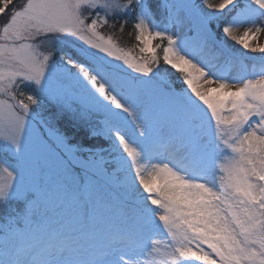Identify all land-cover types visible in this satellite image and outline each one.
<instances>
[{
  "label": "snow or ice",
  "instance_id": "obj_1",
  "mask_svg": "<svg viewBox=\"0 0 264 264\" xmlns=\"http://www.w3.org/2000/svg\"><path fill=\"white\" fill-rule=\"evenodd\" d=\"M261 34L264 0H0V264H264V59L221 67Z\"/></svg>",
  "mask_w": 264,
  "mask_h": 264
},
{
  "label": "rangeland",
  "instance_id": "obj_2",
  "mask_svg": "<svg viewBox=\"0 0 264 264\" xmlns=\"http://www.w3.org/2000/svg\"><path fill=\"white\" fill-rule=\"evenodd\" d=\"M244 27H247V25L243 26V27H239L237 30V33L238 34H242L243 31H244ZM253 44L255 43H264V34H261L257 40L255 41H252ZM237 49H239V46L237 45L236 46ZM139 55V53H138ZM249 58L253 59V60H262L264 58H261L259 54L257 53H252V54H249L248 55ZM222 64V62H221ZM249 65L251 66L252 70L253 71H259L262 64H259V63H255L253 61H249ZM239 70H240V67H239V64L238 62L236 63H233L231 66H229L228 68H226L224 70V72L231 78H236L238 77V73H239Z\"/></svg>",
  "mask_w": 264,
  "mask_h": 264
},
{
  "label": "trees",
  "instance_id": "obj_3",
  "mask_svg": "<svg viewBox=\"0 0 264 264\" xmlns=\"http://www.w3.org/2000/svg\"><path fill=\"white\" fill-rule=\"evenodd\" d=\"M111 29H112L113 34L115 33L117 40L119 41L121 46L129 47V45L131 46L135 45L134 33L130 27L125 26L123 30H121L120 26H115V27H112Z\"/></svg>",
  "mask_w": 264,
  "mask_h": 264
},
{
  "label": "bare ground",
  "instance_id": "obj_4",
  "mask_svg": "<svg viewBox=\"0 0 264 264\" xmlns=\"http://www.w3.org/2000/svg\"><path fill=\"white\" fill-rule=\"evenodd\" d=\"M210 2H212V3H219L220 2V0H210ZM238 31V30H237ZM238 34V33H237Z\"/></svg>",
  "mask_w": 264,
  "mask_h": 264
}]
</instances>
